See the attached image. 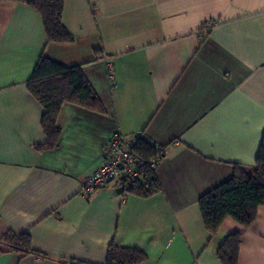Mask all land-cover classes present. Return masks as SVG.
<instances>
[{
  "label": "crops",
  "instance_id": "1",
  "mask_svg": "<svg viewBox=\"0 0 264 264\" xmlns=\"http://www.w3.org/2000/svg\"><path fill=\"white\" fill-rule=\"evenodd\" d=\"M70 43H47L37 10L0 0V264H104L110 242L141 249L138 264H222L240 232L237 264H264V205L248 228L203 225L199 196L250 170L264 130V0H62ZM44 55L81 71L105 111L64 102L57 144L26 83ZM106 61L111 64L112 86ZM115 132L164 145L148 197L82 180ZM27 233L34 252L7 249Z\"/></svg>",
  "mask_w": 264,
  "mask_h": 264
},
{
  "label": "trees",
  "instance_id": "2",
  "mask_svg": "<svg viewBox=\"0 0 264 264\" xmlns=\"http://www.w3.org/2000/svg\"><path fill=\"white\" fill-rule=\"evenodd\" d=\"M24 2L39 12L47 43H70L72 34L64 27L61 15L62 0H8ZM33 98L42 108L41 128L46 137L37 149H51L57 144L60 128L56 124L57 114L64 102L104 112V106L96 92L83 75L80 66H64L41 55L26 83ZM163 152L164 145H161ZM136 152L146 158L158 151L141 140ZM231 174L198 198L201 218L205 229L215 234L222 221L230 217L243 228H248L256 218L257 209L264 205V130L257 148L254 166L248 170L239 163H232ZM156 170V169H155ZM155 170L144 167L141 177L121 181L123 191L148 197L160 189ZM240 232L228 234L219 245L216 255L222 264H237ZM2 240L7 249L34 252L29 235L7 233ZM147 255L138 248L119 246L110 242L104 264H138ZM70 264H87L70 260Z\"/></svg>",
  "mask_w": 264,
  "mask_h": 264
},
{
  "label": "built area",
  "instance_id": "3",
  "mask_svg": "<svg viewBox=\"0 0 264 264\" xmlns=\"http://www.w3.org/2000/svg\"><path fill=\"white\" fill-rule=\"evenodd\" d=\"M108 76L112 86L115 85L111 71V64L106 61ZM141 140L158 152L146 158L136 152V147ZM165 150V149H164ZM163 149L150 139H144L141 133L123 134L115 132L107 142L105 154L98 168L85 177L81 183V194L88 196L96 189L104 187L111 181H126L141 177L144 167L155 170L159 164Z\"/></svg>",
  "mask_w": 264,
  "mask_h": 264
}]
</instances>
